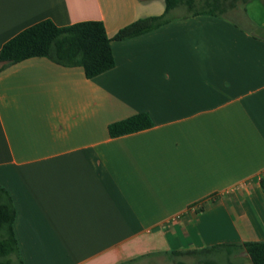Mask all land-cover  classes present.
I'll list each match as a JSON object with an SVG mask.
<instances>
[{"label": "crops", "instance_id": "0c3cea01", "mask_svg": "<svg viewBox=\"0 0 264 264\" xmlns=\"http://www.w3.org/2000/svg\"><path fill=\"white\" fill-rule=\"evenodd\" d=\"M178 8L113 39L115 66L92 78L44 56L0 62V186L23 264H166L173 251L264 241V21ZM165 9L0 0V49L47 19L101 20L113 38ZM143 112L152 127L109 134Z\"/></svg>", "mask_w": 264, "mask_h": 264}, {"label": "trees", "instance_id": "16d2710c", "mask_svg": "<svg viewBox=\"0 0 264 264\" xmlns=\"http://www.w3.org/2000/svg\"><path fill=\"white\" fill-rule=\"evenodd\" d=\"M165 1L166 9L163 14L138 19L121 28L113 38L108 35L101 20L80 21L66 27H59L50 19L43 20L6 42L0 49V62L4 63V67L32 57L44 56L63 66H80L85 75L92 78L115 66L111 46L113 39L124 40L157 29L168 23L172 11L181 6H185L190 11L189 14L207 13L233 20L234 15L238 17L245 13V9L242 11L240 7L250 0ZM152 126L150 115L143 112L111 123L109 134L116 137ZM15 217L13 198L7 189L0 186V264H23L14 232ZM219 251L226 253L227 264H246L245 256L252 264H264V241L217 244L200 250L173 251L170 255L177 264H185L176 259L183 255H200L203 264H220L212 258V254Z\"/></svg>", "mask_w": 264, "mask_h": 264}, {"label": "rangeland", "instance_id": "374dc122", "mask_svg": "<svg viewBox=\"0 0 264 264\" xmlns=\"http://www.w3.org/2000/svg\"><path fill=\"white\" fill-rule=\"evenodd\" d=\"M240 9L243 11L244 9L248 11V13L254 17L255 19H257L258 21H264V0H252L249 3H247L245 6H241ZM240 10V11H241ZM190 11L185 7V6H181L176 10L175 14H187ZM232 17V16H231ZM233 20L241 23L242 21L240 20L239 16L237 17L236 15H234ZM241 21V22H240ZM250 29H253L251 27H249ZM255 31V33H259L261 35H263L261 33L260 30L255 29L253 30ZM212 258L216 259V261H218L220 264H227L228 263V257L226 255V253L224 251H219L216 252L215 254H212ZM176 259L182 260L185 264H203L202 263V256L200 255H183L180 256ZM248 264L250 263L249 259L245 260ZM166 264H177L176 260H172L171 263L167 262Z\"/></svg>", "mask_w": 264, "mask_h": 264}]
</instances>
